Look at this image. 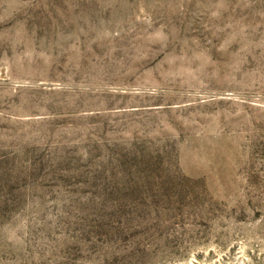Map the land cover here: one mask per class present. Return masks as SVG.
<instances>
[{
	"label": "rangeland",
	"instance_id": "1",
	"mask_svg": "<svg viewBox=\"0 0 264 264\" xmlns=\"http://www.w3.org/2000/svg\"><path fill=\"white\" fill-rule=\"evenodd\" d=\"M0 264H264V0H0Z\"/></svg>",
	"mask_w": 264,
	"mask_h": 264
}]
</instances>
